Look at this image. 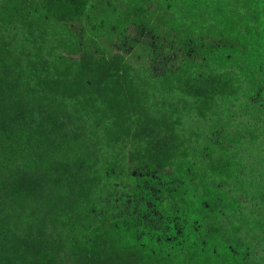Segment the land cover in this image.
<instances>
[{
	"label": "trees",
	"instance_id": "trees-1",
	"mask_svg": "<svg viewBox=\"0 0 264 264\" xmlns=\"http://www.w3.org/2000/svg\"><path fill=\"white\" fill-rule=\"evenodd\" d=\"M1 6L0 264H264V0Z\"/></svg>",
	"mask_w": 264,
	"mask_h": 264
},
{
	"label": "rangeland",
	"instance_id": "rangeland-1",
	"mask_svg": "<svg viewBox=\"0 0 264 264\" xmlns=\"http://www.w3.org/2000/svg\"><path fill=\"white\" fill-rule=\"evenodd\" d=\"M4 1H7V0H0V11H2L1 4H3ZM27 5L30 6V2L27 3ZM71 29L73 32L74 31L75 32H81L82 31L81 26H72ZM130 36H131V40L135 43V45H133L131 47L128 44L125 45V50H123V51L120 50L121 53L128 54L127 58L131 62H133L135 65L146 66L145 68H150V69H152V71L154 73H157V74L159 72L163 71V63L165 62V61H163V57H161V56L157 57L156 55L150 56V54H148L151 52L150 49L152 50V48L148 47L151 44V41H150V40H152L151 36L148 34H142L141 36H139V34L136 33L134 30L131 31ZM118 49H120V48L117 47L116 50H118ZM116 50L113 48V52H116ZM207 134L209 136L213 135V133H211L209 131L207 132ZM254 149L251 150V149L243 148L242 152H244V153L241 154V159L243 161L245 160L248 163L252 159V157H254V155L257 154L254 152ZM260 159L257 160L258 165L260 164V161H261ZM255 160H256V158H255ZM226 221H229V220H226ZM234 223L237 225L236 221H234ZM240 237H243V236H240ZM260 250H262V249H260Z\"/></svg>",
	"mask_w": 264,
	"mask_h": 264
}]
</instances>
